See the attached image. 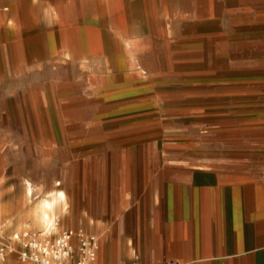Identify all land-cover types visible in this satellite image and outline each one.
Instances as JSON below:
<instances>
[{
  "label": "rangeland",
  "instance_id": "obj_1",
  "mask_svg": "<svg viewBox=\"0 0 264 264\" xmlns=\"http://www.w3.org/2000/svg\"><path fill=\"white\" fill-rule=\"evenodd\" d=\"M71 1L33 0L30 14L46 20L54 2L61 20L74 17L60 37L81 56L60 57L49 30L38 64L21 62L13 38L0 46V247L41 232L33 211L61 191L51 234H94V264L198 258L201 248L181 245L200 229L169 215L185 180L167 173L195 164L232 171L214 188L251 198L227 223L204 225L209 242L264 240V0ZM0 264H20L17 253Z\"/></svg>",
  "mask_w": 264,
  "mask_h": 264
},
{
  "label": "crops",
  "instance_id": "obj_2",
  "mask_svg": "<svg viewBox=\"0 0 264 264\" xmlns=\"http://www.w3.org/2000/svg\"><path fill=\"white\" fill-rule=\"evenodd\" d=\"M17 2H19V7L15 10L12 6L13 4H17ZM63 3L68 7L72 5L71 0H64ZM32 4L33 0H0V46L2 44H4V46L7 45V40L5 39L10 38L12 40L13 38L14 40L10 43L12 46L19 48L18 51L20 53L16 54V56L18 55L21 62L33 61L36 59V64H38V54L36 53H41L43 51L41 38L44 35V31L49 30L53 35H59L57 53L60 57L67 60H73L76 56H81L80 47L75 48L70 45L65 37H62V39L60 37L61 30H75V18H68L66 22L61 20L59 16V5L54 2H48V6L50 7L48 9L49 12L46 20L38 17L35 19L30 14L32 11ZM93 34L94 33L90 32L86 33L90 48L92 47L91 43L93 44V41H91ZM29 39L32 40L29 41ZM122 47L123 51L128 55L123 44ZM135 66L136 65L133 63L132 67L135 68ZM134 70L136 74L141 75L140 72H136L137 69ZM35 107L36 110H38L37 105ZM231 172L221 171L213 164H195L189 169L180 168L169 170L167 172L185 180L180 188H178V185L171 188V191L174 193H176L177 190L182 192L183 196L181 197V202L175 200L173 202L172 197H169L170 217L174 215V220L179 221V223H194L197 226V229H200L201 232V236L195 238V242L185 243L181 246L199 247L204 253L198 258H191L186 255L185 259L179 258L177 263L218 264L219 262L217 260L226 258L228 259L226 261L227 264H264L263 239L256 240V244L252 245V243H249L245 237L240 235L230 236L229 238L227 234H223L221 237L222 241L214 244L209 242L210 235L206 234L210 230V227L204 225H220L227 223V221L230 220L229 217L232 215L231 212L234 209L242 207L244 204L245 207H250L249 200L251 198H248L246 202H242L243 198L241 199V197L244 196V192L242 193L233 189H226L224 192H221L214 188V182L216 184L224 176L235 175L231 174ZM24 181V184L29 183L27 179H24ZM209 182H211V184L208 186ZM120 190L122 189H119V191ZM32 219L35 224L41 227V224L37 223L34 220V217ZM226 230L221 229L223 232ZM203 231L204 234L202 235ZM48 233H51V230ZM216 248L222 252L217 255L215 260H211L208 252L210 250L213 251Z\"/></svg>",
  "mask_w": 264,
  "mask_h": 264
},
{
  "label": "built area",
  "instance_id": "obj_3",
  "mask_svg": "<svg viewBox=\"0 0 264 264\" xmlns=\"http://www.w3.org/2000/svg\"><path fill=\"white\" fill-rule=\"evenodd\" d=\"M19 243L18 248L11 243L0 247V259L16 252L20 264H93L99 247L94 234L82 230L65 229L59 234L41 237L39 232L28 230L12 236Z\"/></svg>",
  "mask_w": 264,
  "mask_h": 264
},
{
  "label": "bare ground",
  "instance_id": "obj_4",
  "mask_svg": "<svg viewBox=\"0 0 264 264\" xmlns=\"http://www.w3.org/2000/svg\"><path fill=\"white\" fill-rule=\"evenodd\" d=\"M33 186L29 183L24 184V191H25V196L29 198V195L32 193ZM47 194V193H46ZM52 194V193H51ZM65 206V195L63 192L58 191L56 195L49 196L47 198L41 199L36 207L35 211H33L35 214L34 220L41 224V232L40 236H46L50 233V230L55 228V216H56V210L60 209L64 210Z\"/></svg>",
  "mask_w": 264,
  "mask_h": 264
}]
</instances>
